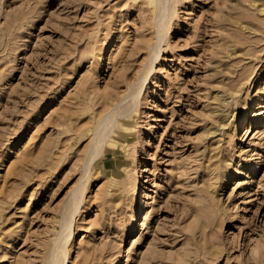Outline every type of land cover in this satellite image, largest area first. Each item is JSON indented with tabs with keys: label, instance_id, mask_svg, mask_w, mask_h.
<instances>
[{
	"label": "rangeland",
	"instance_id": "374dc122",
	"mask_svg": "<svg viewBox=\"0 0 264 264\" xmlns=\"http://www.w3.org/2000/svg\"><path fill=\"white\" fill-rule=\"evenodd\" d=\"M210 240L264 264V0H0V264Z\"/></svg>",
	"mask_w": 264,
	"mask_h": 264
},
{
	"label": "bare ground",
	"instance_id": "6f19581e",
	"mask_svg": "<svg viewBox=\"0 0 264 264\" xmlns=\"http://www.w3.org/2000/svg\"><path fill=\"white\" fill-rule=\"evenodd\" d=\"M251 73L252 71H250L247 75L243 76L245 78H249L251 76ZM243 85V84H242ZM125 124V123H124ZM239 127V125H238ZM119 131V130H118ZM119 133V132H118ZM99 150V148H98ZM114 150V149H113ZM101 151V150H99ZM98 153V152H97ZM231 176V175H227V177L225 178L226 180L228 179V177ZM212 192L216 193V192H219V189L215 188V187H212ZM210 244L207 246V250L205 252V258H204V263L205 264H216V261L218 258H220L222 256V253L225 251V250H220L219 248H215L214 247V244L216 241L214 240H210L209 241Z\"/></svg>",
	"mask_w": 264,
	"mask_h": 264
}]
</instances>
